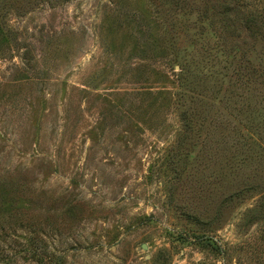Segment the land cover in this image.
Instances as JSON below:
<instances>
[{
	"label": "rangeland",
	"instance_id": "374dc122",
	"mask_svg": "<svg viewBox=\"0 0 264 264\" xmlns=\"http://www.w3.org/2000/svg\"><path fill=\"white\" fill-rule=\"evenodd\" d=\"M255 11L0 0V264H264Z\"/></svg>",
	"mask_w": 264,
	"mask_h": 264
},
{
	"label": "trees",
	"instance_id": "16d2710c",
	"mask_svg": "<svg viewBox=\"0 0 264 264\" xmlns=\"http://www.w3.org/2000/svg\"><path fill=\"white\" fill-rule=\"evenodd\" d=\"M244 23H246V26L255 25L257 27H262L264 30V13L261 14L257 11L250 13L249 18L244 20Z\"/></svg>",
	"mask_w": 264,
	"mask_h": 264
}]
</instances>
